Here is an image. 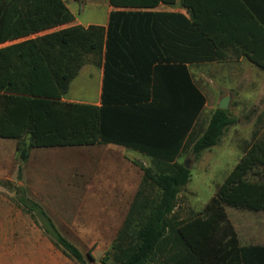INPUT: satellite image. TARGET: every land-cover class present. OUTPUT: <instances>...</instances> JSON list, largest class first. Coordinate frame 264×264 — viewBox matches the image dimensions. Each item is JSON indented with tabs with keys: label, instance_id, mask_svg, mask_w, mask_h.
Masks as SVG:
<instances>
[{
	"label": "trees",
	"instance_id": "1",
	"mask_svg": "<svg viewBox=\"0 0 264 264\" xmlns=\"http://www.w3.org/2000/svg\"><path fill=\"white\" fill-rule=\"evenodd\" d=\"M167 1L109 0L117 10L107 26L84 27L72 24L65 0H0V139L20 141L24 161L31 149L105 144L151 160L133 161L143 178L113 244L114 264H264V245L241 246L226 210L264 211V132L253 136L203 211L189 218L173 212L191 177L179 159L216 146L231 119L217 108L199 130L207 99L187 64L215 56L204 51L195 24L153 10ZM86 65L103 67L101 106L63 101ZM34 205L54 244L83 263Z\"/></svg>",
	"mask_w": 264,
	"mask_h": 264
},
{
	"label": "rangeland",
	"instance_id": "2",
	"mask_svg": "<svg viewBox=\"0 0 264 264\" xmlns=\"http://www.w3.org/2000/svg\"><path fill=\"white\" fill-rule=\"evenodd\" d=\"M65 2L83 24L108 20L109 0ZM97 71L98 67L84 66L65 98L95 94ZM192 72L207 99L199 130L207 126L227 96L231 124L216 146L199 156L188 150L179 159L188 162L191 171L190 180L175 199L173 212L181 218L203 211L253 136L264 132V86H225L213 63L194 65ZM19 142L0 139V264H114L113 244L143 178L132 161L151 166V160L115 146H91L31 149L24 161ZM34 204L45 211L57 232L79 249L83 263L64 255L54 244L45 230L51 228ZM226 210L241 246L264 245V211Z\"/></svg>",
	"mask_w": 264,
	"mask_h": 264
},
{
	"label": "crops",
	"instance_id": "3",
	"mask_svg": "<svg viewBox=\"0 0 264 264\" xmlns=\"http://www.w3.org/2000/svg\"><path fill=\"white\" fill-rule=\"evenodd\" d=\"M113 10L117 8L110 5L108 20L104 24H83L76 16L72 24L106 27ZM153 10L180 14L195 24L200 39L205 41L204 51L215 56L214 61L197 65L213 63L216 76L225 82V86L239 88L244 85L254 86L255 83L264 86V0H168L166 3L160 2ZM251 57L261 65L252 61ZM192 66L194 65L187 64L193 75ZM96 73L98 85L95 94L82 98H63V101L101 106L103 67H98ZM93 146H115L125 151H135L115 144Z\"/></svg>",
	"mask_w": 264,
	"mask_h": 264
},
{
	"label": "water",
	"instance_id": "4",
	"mask_svg": "<svg viewBox=\"0 0 264 264\" xmlns=\"http://www.w3.org/2000/svg\"><path fill=\"white\" fill-rule=\"evenodd\" d=\"M229 97L227 96V97H224L221 101H220V103H219V105H218V108L219 109H222V110H227V108H228V106H229ZM185 166L188 168V169H190V167H189V165H188V162H185Z\"/></svg>",
	"mask_w": 264,
	"mask_h": 264
}]
</instances>
